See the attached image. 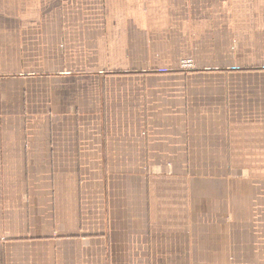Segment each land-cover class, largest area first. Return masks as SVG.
Segmentation results:
<instances>
[{"label": "crops", "instance_id": "0c3cea01", "mask_svg": "<svg viewBox=\"0 0 264 264\" xmlns=\"http://www.w3.org/2000/svg\"><path fill=\"white\" fill-rule=\"evenodd\" d=\"M0 264H264V0H0Z\"/></svg>", "mask_w": 264, "mask_h": 264}, {"label": "built area", "instance_id": "2783aa9c", "mask_svg": "<svg viewBox=\"0 0 264 264\" xmlns=\"http://www.w3.org/2000/svg\"><path fill=\"white\" fill-rule=\"evenodd\" d=\"M179 68L181 70L189 71L193 68V63L190 57H186L180 60L179 62Z\"/></svg>", "mask_w": 264, "mask_h": 264}]
</instances>
